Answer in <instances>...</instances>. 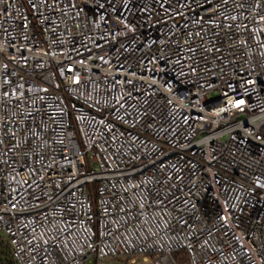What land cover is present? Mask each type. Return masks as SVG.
<instances>
[{
	"label": "built area",
	"instance_id": "built-area-1",
	"mask_svg": "<svg viewBox=\"0 0 264 264\" xmlns=\"http://www.w3.org/2000/svg\"><path fill=\"white\" fill-rule=\"evenodd\" d=\"M0 253L264 264V0H0Z\"/></svg>",
	"mask_w": 264,
	"mask_h": 264
},
{
	"label": "rangeland",
	"instance_id": "rangeland-1",
	"mask_svg": "<svg viewBox=\"0 0 264 264\" xmlns=\"http://www.w3.org/2000/svg\"><path fill=\"white\" fill-rule=\"evenodd\" d=\"M3 259H1V260H5V258L4 257H2ZM6 261H9L7 258H6V260H5V262ZM122 264H152V261H151V259H149V260H144L142 257H137L136 259H135V261H130V260H128V259H122V261L121 260H119ZM120 262H118V261H116V262H112L111 264H121ZM9 262H6V263H4V264H8Z\"/></svg>",
	"mask_w": 264,
	"mask_h": 264
},
{
	"label": "trees",
	"instance_id": "trees-1",
	"mask_svg": "<svg viewBox=\"0 0 264 264\" xmlns=\"http://www.w3.org/2000/svg\"><path fill=\"white\" fill-rule=\"evenodd\" d=\"M2 255H3V254L0 253V264H4V263L8 262V261L5 262V261L1 260V259H2ZM8 264H10V263H8Z\"/></svg>",
	"mask_w": 264,
	"mask_h": 264
}]
</instances>
